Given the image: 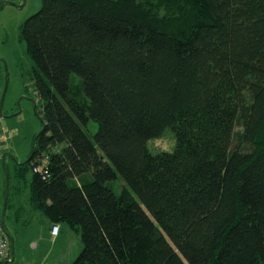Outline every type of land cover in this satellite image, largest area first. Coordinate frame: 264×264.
<instances>
[{"label": "trees", "instance_id": "trees-1", "mask_svg": "<svg viewBox=\"0 0 264 264\" xmlns=\"http://www.w3.org/2000/svg\"><path fill=\"white\" fill-rule=\"evenodd\" d=\"M21 33L44 126L17 174L69 264H264V0H43Z\"/></svg>", "mask_w": 264, "mask_h": 264}, {"label": "rangeland", "instance_id": "rangeland-1", "mask_svg": "<svg viewBox=\"0 0 264 264\" xmlns=\"http://www.w3.org/2000/svg\"><path fill=\"white\" fill-rule=\"evenodd\" d=\"M43 6V0H0V104L4 94L2 109H0V133L7 135L3 149V154L7 158L0 159V214L6 213V224L18 239V244L23 247L26 257H31L33 251L29 249L30 242L39 243L40 249L35 250L36 254L41 255L45 250H53L51 242L50 226L46 218L40 222L37 220L31 223V217L23 212L18 213V223L11 205L6 208L5 200L7 198V180L9 174L11 177L9 186V202L13 201L16 189L14 188V169L16 165L27 161L30 157L36 136L43 129V121L40 116L43 101L38 102L37 86L35 84L36 71L31 60L25 40L22 38L21 27L23 23L37 13ZM80 77L73 75L72 86L81 83ZM93 136L96 133L98 125L95 122L90 123ZM168 131V132H167ZM175 136L171 129L166 130L163 137L151 140L149 147L156 150L172 151L175 146ZM31 169L27 172V179L31 180ZM22 178L21 186L24 203L29 204V187ZM9 184V182H8ZM119 188L123 187L122 181H119ZM29 217V219H28ZM12 219V221H11ZM31 220V221H30ZM12 222V223H10ZM63 227L59 235L57 245L58 250L53 253L56 255L54 262L61 260L72 261L83 248L81 234L73 230L68 224H61ZM60 230V229H59ZM64 246L61 248V243Z\"/></svg>", "mask_w": 264, "mask_h": 264}, {"label": "crops", "instance_id": "crops-1", "mask_svg": "<svg viewBox=\"0 0 264 264\" xmlns=\"http://www.w3.org/2000/svg\"><path fill=\"white\" fill-rule=\"evenodd\" d=\"M0 109H1V106H0ZM6 138H7V135H5L3 133H0V159L1 158L5 159L3 161L4 165H5L6 160H7V158L5 157L6 155L3 154V149H4L5 142H6ZM17 166L18 165H16L15 169H14L15 182H14V185H13L14 188L16 189V191H15V195L13 197V201L10 204L11 208H13L12 210H13L14 215H15V220L18 223V213L23 212L24 215L28 214V216L31 217L32 221L30 220L31 221L30 224H32V226H34L33 223L35 222L33 220H37L38 221L37 216H39L40 222L43 223L45 221L42 219V215H43L42 212H40L39 210H36V209H34L32 207V204H31V201L29 199V196H28L29 204L26 205L24 203L25 202L24 201V197H23L22 191H20L21 190V186L19 185L22 182V178L23 177L17 174L18 173ZM10 180H11V177H10V174H9V179L7 180V183L8 182L10 183ZM5 212L0 214V217H2V218L4 217L3 218L4 227L6 228L8 233H10L11 236L13 237L12 252H13V256H14L13 261L7 262V264H69V263H71L73 261V260L72 261L61 260L60 262H54L55 260H53V258L56 256V255H53V253L58 250V247H60V245H57V243H58L57 241H58L59 235H60V233L62 232V229H63V227L61 225H60V230H59V233H58L57 236H53L52 235L51 227H50L51 242L53 243L52 245H53V248H54L53 250L48 249V250H45V252L42 253L41 255L36 254V252H34V251L37 250V249H40L39 243L41 242V240L39 238V243L38 244L34 243L33 241L30 242L29 249L31 251H33V254L31 255V257L28 258V257L24 256L23 254L25 253V251L23 250V247L20 244H18L19 241L17 239V236L15 235V232L13 234L12 230L9 227H7V224H6V213ZM43 216L45 217V215H43ZM29 217H28V219H29ZM11 221H12V219H11ZM46 221L49 224V220L47 218H46ZM10 223H12V222H10ZM49 226H50V224H49ZM63 246H64V244L62 242L61 243V248ZM80 252H81V250L79 251V253ZM78 254H77V256H78Z\"/></svg>", "mask_w": 264, "mask_h": 264}, {"label": "built area", "instance_id": "built-area-1", "mask_svg": "<svg viewBox=\"0 0 264 264\" xmlns=\"http://www.w3.org/2000/svg\"><path fill=\"white\" fill-rule=\"evenodd\" d=\"M35 172H43L44 169H41L40 166L34 168ZM60 226L58 224H54L51 227V233L53 236H57L59 233ZM11 241L9 235L6 233L3 228V220L0 217V259L5 261L13 260V252L11 247Z\"/></svg>", "mask_w": 264, "mask_h": 264}, {"label": "water", "instance_id": "water-1", "mask_svg": "<svg viewBox=\"0 0 264 264\" xmlns=\"http://www.w3.org/2000/svg\"><path fill=\"white\" fill-rule=\"evenodd\" d=\"M6 90V89H5ZM4 94H5V91L3 93V97H2V100H1V109H2V103H3V99H4ZM8 184V183H7ZM6 203H7V200H5V206H6ZM4 264H7V261H5Z\"/></svg>", "mask_w": 264, "mask_h": 264}]
</instances>
